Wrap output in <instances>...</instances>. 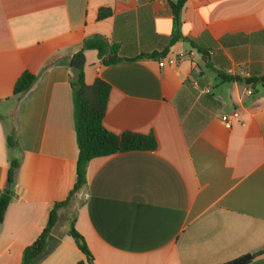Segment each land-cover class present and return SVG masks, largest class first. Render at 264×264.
<instances>
[{
    "label": "crops",
    "instance_id": "0c3cea01",
    "mask_svg": "<svg viewBox=\"0 0 264 264\" xmlns=\"http://www.w3.org/2000/svg\"><path fill=\"white\" fill-rule=\"evenodd\" d=\"M177 1L0 0V195L11 161L20 162L0 223V264H21L63 202L36 264H230L246 255V264H264L254 256L264 251V88L225 80L264 76V0H186L178 21ZM175 35L193 44L170 45ZM94 37L123 58L103 65L85 51V82L111 88L105 127L153 134L158 147L92 159L81 198L71 61ZM166 57L177 64L160 66ZM26 71L37 81L17 99ZM187 80L199 96L182 117ZM208 97L215 108L199 101ZM193 107L208 118L191 138ZM9 135L18 147H7Z\"/></svg>",
    "mask_w": 264,
    "mask_h": 264
},
{
    "label": "trees",
    "instance_id": "16d2710c",
    "mask_svg": "<svg viewBox=\"0 0 264 264\" xmlns=\"http://www.w3.org/2000/svg\"><path fill=\"white\" fill-rule=\"evenodd\" d=\"M186 0H178L172 3L175 18L179 20V13L184 6ZM104 11L100 12V16H105ZM183 40L190 42L187 38L179 35L173 36L170 45ZM193 44L192 42H190ZM96 50L103 65H110L123 58L114 54V49L109 45L108 41L102 37H94L87 39L83 48L73 55L71 68L75 71V77L71 82L73 91L75 131L77 145L79 149V157L76 169V183L73 192H81L87 186V165L94 159L99 157H108L114 154L126 153L131 151H154L158 147L157 139L153 134L144 135L135 132H124L115 134L109 131L104 125V119L108 109V100L110 94V86L100 78H96L93 84L88 85L85 82L84 67L86 63L85 51ZM108 54H114L106 58ZM194 77L200 78L201 73L194 74ZM229 82L244 83L248 87L256 89L264 88V76L241 79L240 77L227 76L225 78ZM37 81V76L29 71L24 72L15 83L13 95L20 99L26 94ZM200 85L204 86L202 81ZM199 96V90L194 87L192 80H187L183 91L177 98L179 113L184 117L187 111L195 103ZM210 98V99H209ZM208 108H215L216 102L211 97L201 98L199 100ZM197 107L198 104H197ZM197 107H193L192 114L187 117L185 127L190 137H195L207 123L206 112L202 113ZM7 147L9 149L18 147L12 135L7 136ZM20 166L19 160H12L7 173V187L0 195V223L3 222L5 213L11 201L13 187L15 184V174ZM66 205V202L56 204L51 212L49 222L43 230L39 238L23 251L21 264H36V262L46 253L52 230L57 222V210L60 206ZM70 236L74 239L77 247L92 262V256L84 238L76 231L74 226L71 227ZM261 251L254 256L262 255ZM79 264H84L80 262Z\"/></svg>",
    "mask_w": 264,
    "mask_h": 264
},
{
    "label": "built area",
    "instance_id": "2783aa9c",
    "mask_svg": "<svg viewBox=\"0 0 264 264\" xmlns=\"http://www.w3.org/2000/svg\"><path fill=\"white\" fill-rule=\"evenodd\" d=\"M165 64L176 65L177 64V60L175 58H172V57H166V58H164L161 61L160 66H164ZM247 94H249V95L253 94V90L249 89L247 91ZM223 122L226 123V124H229L228 117L223 118Z\"/></svg>",
    "mask_w": 264,
    "mask_h": 264
},
{
    "label": "water",
    "instance_id": "95a60500",
    "mask_svg": "<svg viewBox=\"0 0 264 264\" xmlns=\"http://www.w3.org/2000/svg\"><path fill=\"white\" fill-rule=\"evenodd\" d=\"M87 191V187H84V189L82 190L80 197L83 198V196L85 195ZM253 256L252 255H246L243 256L241 258H238L237 260L231 262L230 264H246L248 261L252 260Z\"/></svg>",
    "mask_w": 264,
    "mask_h": 264
},
{
    "label": "rangeland",
    "instance_id": "374dc122",
    "mask_svg": "<svg viewBox=\"0 0 264 264\" xmlns=\"http://www.w3.org/2000/svg\"><path fill=\"white\" fill-rule=\"evenodd\" d=\"M82 192V191H81ZM81 192H78V193H76V194H81ZM73 212V204L72 205H70L69 207H68V212L66 213L67 214V216H69V218H68V220H65L66 222L67 221H69L70 222V218H71V213Z\"/></svg>",
    "mask_w": 264,
    "mask_h": 264
}]
</instances>
